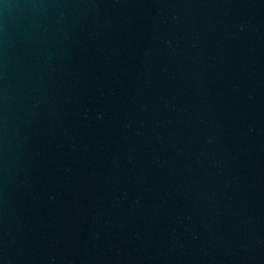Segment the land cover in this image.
Instances as JSON below:
<instances>
[{
  "label": "water",
  "instance_id": "obj_1",
  "mask_svg": "<svg viewBox=\"0 0 264 264\" xmlns=\"http://www.w3.org/2000/svg\"><path fill=\"white\" fill-rule=\"evenodd\" d=\"M0 264H264V0H0Z\"/></svg>",
  "mask_w": 264,
  "mask_h": 264
}]
</instances>
